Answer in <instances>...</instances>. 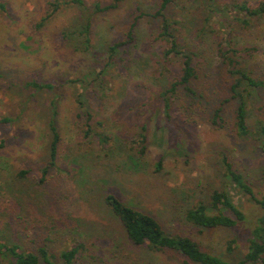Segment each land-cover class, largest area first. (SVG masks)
<instances>
[{
  "label": "rangeland",
  "instance_id": "obj_1",
  "mask_svg": "<svg viewBox=\"0 0 264 264\" xmlns=\"http://www.w3.org/2000/svg\"><path fill=\"white\" fill-rule=\"evenodd\" d=\"M0 1L9 8L0 13V241L33 252L45 246L57 264H64L62 251L80 243L85 247L77 264H194L177 252L134 245L105 204L114 193L154 216L167 233L189 236L229 261L242 259L262 210L232 182L222 157L260 198L264 156L257 124L264 123V90L241 83L252 135L239 137V100L232 90L237 76L222 54L264 82V18L239 22L234 5L243 0H171L163 14L181 50L193 56L197 77L190 92L168 94L166 111L162 95L181 78L184 58L166 55L170 45L157 16L162 0H84L85 6L65 5L43 24L54 0ZM97 4L117 7L93 16L86 50L81 17ZM115 43L125 45L111 54ZM230 47L241 52H220ZM32 82L54 89L32 90ZM79 95L93 115L91 134H111L124 148L104 151L97 138L84 137L87 117ZM57 97L59 155L57 166L45 172ZM220 106L222 121L214 125ZM144 126L149 145L141 156L132 141ZM215 190L228 192L247 220L217 230L188 222L186 211L208 205ZM232 240L237 248L228 252ZM0 264L8 261L0 256Z\"/></svg>",
  "mask_w": 264,
  "mask_h": 264
},
{
  "label": "trees",
  "instance_id": "obj_2",
  "mask_svg": "<svg viewBox=\"0 0 264 264\" xmlns=\"http://www.w3.org/2000/svg\"><path fill=\"white\" fill-rule=\"evenodd\" d=\"M120 0H118L119 2ZM171 0H162L161 8L157 12V16L162 17V33L163 37L170 45L166 52L167 57L170 55L178 56L182 55L184 58L183 62V72L180 79H176L163 95L162 99L164 105H166V111L169 110L170 97L169 93L176 94L180 88H184L187 91H191L190 85L194 79L197 77L196 67L193 65V56L186 54L181 50V46L177 42V37L172 28V24L163 14L167 9ZM68 4H75L78 6H85L84 0H54L51 3L52 10L48 12V16L43 19V24L49 17L59 11L63 6ZM117 5H108L106 7H101L99 4L91 9L89 13L87 12L81 17L80 31L79 35L83 36L84 43L83 47L88 50L91 43L90 34L92 33V19L93 16L99 12H106L108 10L116 8ZM234 8L238 13L242 14V19L236 18L239 22L245 24H252V21L261 20L264 18V0H261L256 5H251L247 0L238 1L235 3ZM9 8L6 2L0 1V13L8 14ZM240 14V15H241ZM218 16H222V13H218ZM40 24V25H41ZM67 36H70L69 34ZM129 37L133 40V30L130 31ZM230 43V42H229ZM123 43H115L110 47V53L116 52V49L122 47ZM220 52H234L239 53L240 50L230 47L228 51H224V48L220 49ZM225 55V56H224ZM222 54L224 59L229 62L232 68L233 74L237 76L236 83L233 85V98L239 100V104L236 109V131L239 137H249L252 135L249 124H248V103L243 97V95L238 91L243 81L252 88H262L264 90V82L254 79L253 77L246 74L241 68H239V61L233 57H229L226 54ZM111 58V57H110ZM227 62V63H228ZM32 90L37 89H50L53 90L54 86L39 84L37 82H32L28 84ZM83 95L77 97V102L79 105L85 109V103L81 100ZM59 98L57 97L53 103V117L50 120L49 128L52 132V142L50 145V155L47 165L45 166V172H48L51 168L57 166L58 155H59V145L61 140V135L56 123L55 117L58 115L57 102ZM222 106L216 109L213 117V124L220 125L222 121ZM86 121L84 127V137L86 138H97L99 141V147L104 151L112 150L113 148L119 149L124 148L119 146L118 142L111 134L97 133L92 135L93 132L92 125L90 124L93 119L91 112H85ZM4 121L9 122L10 120L5 119ZM258 134L261 140V151L264 156V123L260 122L257 124ZM118 144V145H117ZM133 147L137 149V152L141 156H145L147 153L149 138L147 133V127L144 126L141 133L138 135V139L132 141ZM119 147V148H116ZM113 149L111 152H113ZM109 155V154H108ZM132 159V158H131ZM223 166L227 175L230 177L232 182L242 191L245 196H248L254 201L262 210L261 216L256 220L255 226L249 235L248 250L245 256L238 261H229L228 259L210 254L206 252L202 245L186 235H171L165 231L162 224L152 215L136 208L131 204L123 202L114 193H109L105 197V204L112 211V213L119 219L121 225L123 226L129 240L137 246H145L150 250L165 252L173 251L183 255L188 262L194 264H264V193L259 198L256 196L251 184L244 178V176L239 173L235 168L234 164L230 162L229 158L225 155L222 157ZM132 165H136L133 161ZM157 171L162 169V163L157 164ZM30 174V171H23L21 175L26 176ZM42 179L43 176H42ZM43 183V180H41ZM186 219L188 222L194 226L201 229L217 230V229H231L238 227L241 223L247 220L245 213L240 209L233 201L232 197L228 192L222 190H215L209 200V204L198 203L194 207L186 211ZM85 247L84 243L77 244L70 249L62 251L61 257L64 264H77L79 262V253ZM237 248L236 240L230 242L228 247V252H233ZM0 256L8 261V264H57L55 261V256L50 254L45 246H41L37 252L32 250H21L17 244H9L4 241H0Z\"/></svg>",
  "mask_w": 264,
  "mask_h": 264
}]
</instances>
